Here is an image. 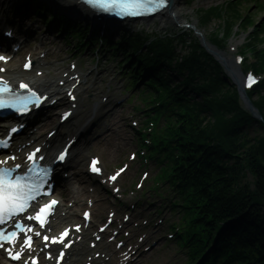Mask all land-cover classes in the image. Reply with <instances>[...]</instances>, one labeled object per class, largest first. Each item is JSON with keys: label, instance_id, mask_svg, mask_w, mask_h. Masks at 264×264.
Wrapping results in <instances>:
<instances>
[{"label": "trees", "instance_id": "obj_1", "mask_svg": "<svg viewBox=\"0 0 264 264\" xmlns=\"http://www.w3.org/2000/svg\"><path fill=\"white\" fill-rule=\"evenodd\" d=\"M242 10L240 2L227 1L201 9L196 15L202 26L209 25L213 17H220L226 27L238 26L240 32H246L255 21L249 10H245V15ZM260 35H264V23L253 29V48L263 43ZM178 38V34L168 31L160 43L162 49L156 44L160 51L157 57L164 65L155 67L149 66L153 59L141 52L140 36L132 35L125 45L139 55L134 65L141 60L146 73L166 89L168 80L174 83L172 79H181L173 90L179 94L171 95L177 109L164 134L177 139L181 169L176 171V177L196 202L190 215H196L193 226L201 233L192 240L191 247L202 250L205 242L214 240L210 252L213 257L232 258L237 264H264V120L256 124L242 109L235 89L225 82L222 69L196 39L190 43L189 54L178 61L175 44L180 41L185 45ZM256 59L253 68L257 71L264 68V55L256 52ZM187 92L195 96L190 100ZM252 96L256 98L254 107L264 116V85ZM180 97L182 100H178ZM251 127L259 129L254 137L249 136ZM173 155L174 152L170 159L177 164Z\"/></svg>", "mask_w": 264, "mask_h": 264}, {"label": "snow or ice", "instance_id": "obj_2", "mask_svg": "<svg viewBox=\"0 0 264 264\" xmlns=\"http://www.w3.org/2000/svg\"><path fill=\"white\" fill-rule=\"evenodd\" d=\"M168 2L169 0H81V3L88 6L94 13H106L119 17L152 15L164 9ZM0 61L6 62V57L0 56ZM24 67L29 68V64L26 63ZM2 71L4 69H0V72ZM248 81L249 83L254 82L251 75L248 76ZM19 87L26 90L28 95H19L7 81L0 78V121L5 118L4 110H8V114L14 112L23 116L29 113L32 108L40 107L45 100L49 99L42 93L38 94L36 90L31 89L27 83L22 82ZM68 96L75 99L71 91L68 92ZM67 115L66 113L65 116ZM18 131L17 127H11L0 134V148H8L13 135ZM39 152L40 149H36L29 153L28 163L20 162L15 155L0 159V248L8 251L13 260H21L22 253L31 251L33 236L40 237L42 235L40 231H35L22 221H35L43 229L46 217L57 203L53 200L38 207L37 198L47 194V192H42V189L48 186L51 175L50 168L36 164V159L43 160V157H37ZM63 159L64 153H61L59 160ZM97 163V160H92L91 170L99 173L100 169L96 167ZM21 169L23 174L17 172ZM122 171L124 169L120 170V172ZM120 172L109 179L115 181ZM87 216L88 214L85 213V218ZM4 225H11V230L5 228ZM77 231H79V227H77ZM67 236V229L59 237L43 236V240L46 242L45 247L48 246L47 242H50L67 248L69 246L65 241ZM20 240L23 242L19 243ZM8 245H15L18 250L12 251L7 247ZM23 264H27V261ZM32 264H36V261L33 260Z\"/></svg>", "mask_w": 264, "mask_h": 264}, {"label": "rangeland", "instance_id": "obj_3", "mask_svg": "<svg viewBox=\"0 0 264 264\" xmlns=\"http://www.w3.org/2000/svg\"><path fill=\"white\" fill-rule=\"evenodd\" d=\"M222 1L223 0H178V5H179L180 11H181L179 22H173L172 20H168L169 18L167 20H163L161 22V19L155 18L149 22L140 23L137 26L143 28L147 32L149 31L148 32L149 34H151V33L157 34V33H162V32L168 31V30H175V31H178V33L180 35H182V37H184V35L187 34L185 37L189 42V38H191V36L194 37V34H193L192 29L187 27L186 24H188L189 26H193L196 30H198L202 34V36L204 38L207 39V38L211 37V33L216 30L217 25H219V23H221V22L217 23L216 21H213L209 26H207L205 28H203V27L200 28V24L197 21V19L195 17V13H193V11H195L197 9L199 10L201 8L202 9L208 8L210 5L217 4V3H220ZM245 12H246L245 10H242V15H244ZM251 12H254L253 15H251V16L255 19V21L256 20H261V21L263 20L262 16H264V13L261 14V13L257 12L253 6L251 7ZM64 13L66 14L65 11H64ZM164 15L168 16L166 13ZM137 26L134 25L133 28L136 29ZM118 31L120 32V30H118ZM245 37H247V36H244L243 38H245ZM236 38L240 39L241 35L237 36ZM259 48H263V46L259 47ZM181 50H183V51L181 52ZM189 51H190V46L188 44H185L184 47H181V45H179V43H178V48L176 50V52L178 53V57H183ZM231 57L232 56L230 55V58ZM114 79H115V76H114ZM101 80H102V78H101ZM105 80H106V77H103L101 84L104 85ZM199 100L200 99L197 98L196 101H199ZM254 100L256 101V99H254ZM261 118H262V120H264V116H262ZM258 130H259L258 128H252L251 127V129H249V136L254 137L255 135L258 134V132H259ZM128 134H129L128 131L121 129V131L115 135V139L118 141V144H117L118 147L120 146L119 142L124 143L125 140H126V142L128 141V138L130 137V135H128ZM246 180H247L248 185L251 186L252 181H251L250 176H248L246 178ZM168 253H169V250H167L164 245H161L158 249H156L154 251L153 256L157 257L158 261H160L163 258H165L168 255Z\"/></svg>", "mask_w": 264, "mask_h": 264}, {"label": "bare ground", "instance_id": "obj_4", "mask_svg": "<svg viewBox=\"0 0 264 264\" xmlns=\"http://www.w3.org/2000/svg\"><path fill=\"white\" fill-rule=\"evenodd\" d=\"M50 1H52V4H54V5L58 6V7L59 6H62V4L63 5H70V1L69 0H59V1H57V0H50ZM171 1L172 2H171L170 8L165 12L168 16L161 15L159 17V19H161V22L163 20H167L168 18H169L168 20H172L173 22H179V20H180V13H181V11H180V7L178 5V0H171ZM67 10L70 11L71 13H76V9H70V8H68ZM200 38L203 39L201 36H200ZM227 67H229L228 64H227ZM51 122H52V120H51ZM1 262H2V260L0 259V263Z\"/></svg>", "mask_w": 264, "mask_h": 264}, {"label": "water", "instance_id": "obj_5", "mask_svg": "<svg viewBox=\"0 0 264 264\" xmlns=\"http://www.w3.org/2000/svg\"><path fill=\"white\" fill-rule=\"evenodd\" d=\"M200 42L209 54H211L216 59H218V61L220 63H223V65L225 64L223 58L220 55H218L217 53L213 52V50L210 49L208 46H206V44L204 43V41L201 38H200ZM242 100H243L244 108L251 114V116L255 119L256 118L259 119L258 112L252 107V105L249 103V101L246 98H242Z\"/></svg>", "mask_w": 264, "mask_h": 264}]
</instances>
